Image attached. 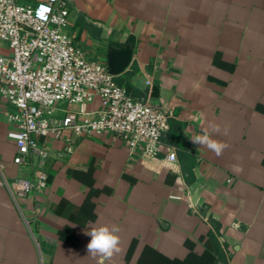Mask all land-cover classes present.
<instances>
[{
	"label": "crops",
	"instance_id": "1",
	"mask_svg": "<svg viewBox=\"0 0 264 264\" xmlns=\"http://www.w3.org/2000/svg\"><path fill=\"white\" fill-rule=\"evenodd\" d=\"M67 4L66 31L88 60L106 66L109 44L135 36L114 80L162 108L168 129L153 159L109 132L75 139L63 158L69 131L40 138L50 150L47 185L21 196L15 179L30 174L13 163L14 108L0 95V264H96L85 232L101 225L120 237L105 264H137L146 250L155 261L264 264V0ZM0 54L10 55L1 40ZM205 129L229 145L221 156L192 143Z\"/></svg>",
	"mask_w": 264,
	"mask_h": 264
},
{
	"label": "built area",
	"instance_id": "2",
	"mask_svg": "<svg viewBox=\"0 0 264 264\" xmlns=\"http://www.w3.org/2000/svg\"><path fill=\"white\" fill-rule=\"evenodd\" d=\"M67 1L23 6L0 0V40L10 50L9 56L0 54V95L14 108L7 117L17 128L10 134L16 148L13 163L30 174L15 179L21 196L47 185L50 150L40 138L60 139L69 131L58 152L63 158L73 152L75 139L109 132L153 159L162 151L169 125L162 108L150 99L132 98L106 66L86 58L66 31ZM165 159L175 162V152L168 151Z\"/></svg>",
	"mask_w": 264,
	"mask_h": 264
},
{
	"label": "clouds",
	"instance_id": "3",
	"mask_svg": "<svg viewBox=\"0 0 264 264\" xmlns=\"http://www.w3.org/2000/svg\"><path fill=\"white\" fill-rule=\"evenodd\" d=\"M209 127L214 132L220 131L218 125L210 124ZM225 134H227V129L225 130ZM191 140L194 145L206 147L218 157L229 147L228 144L213 139L207 129L203 131V134L193 136ZM118 232L119 229L117 227L113 226L110 228L107 225L92 226L89 231L85 232V235L91 237L87 244L88 254L96 260V264H105L107 259L120 251V237Z\"/></svg>",
	"mask_w": 264,
	"mask_h": 264
},
{
	"label": "water",
	"instance_id": "4",
	"mask_svg": "<svg viewBox=\"0 0 264 264\" xmlns=\"http://www.w3.org/2000/svg\"><path fill=\"white\" fill-rule=\"evenodd\" d=\"M134 46L135 36L132 34H129L122 42H111L109 44L106 54V68L111 75H118L128 67Z\"/></svg>",
	"mask_w": 264,
	"mask_h": 264
},
{
	"label": "trees",
	"instance_id": "5",
	"mask_svg": "<svg viewBox=\"0 0 264 264\" xmlns=\"http://www.w3.org/2000/svg\"><path fill=\"white\" fill-rule=\"evenodd\" d=\"M116 83L118 85H120L119 81H116ZM208 236L211 240H214V235L213 233L210 231L208 233ZM155 254L152 250H146L144 253H143V256L142 258L138 261L137 264H204L205 260L203 261L202 259H199V258H191V259H188L187 261H184V262H174V261H170V260H167V259H164L163 257H160L159 260H156L155 261Z\"/></svg>",
	"mask_w": 264,
	"mask_h": 264
}]
</instances>
